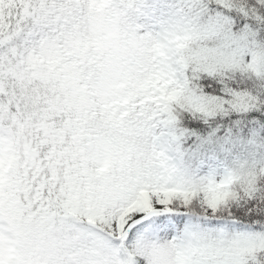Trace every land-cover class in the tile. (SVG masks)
I'll use <instances>...</instances> for the list:
<instances>
[{"label":"snow or ice","instance_id":"obj_1","mask_svg":"<svg viewBox=\"0 0 264 264\" xmlns=\"http://www.w3.org/2000/svg\"><path fill=\"white\" fill-rule=\"evenodd\" d=\"M0 264H264V0H0Z\"/></svg>","mask_w":264,"mask_h":264}]
</instances>
